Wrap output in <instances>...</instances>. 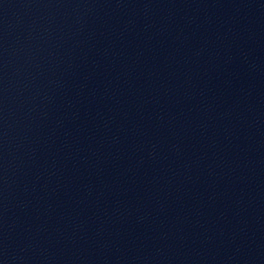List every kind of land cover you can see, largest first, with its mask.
Instances as JSON below:
<instances>
[{
  "label": "water",
  "instance_id": "1",
  "mask_svg": "<svg viewBox=\"0 0 264 264\" xmlns=\"http://www.w3.org/2000/svg\"><path fill=\"white\" fill-rule=\"evenodd\" d=\"M0 264H264V0H0Z\"/></svg>",
  "mask_w": 264,
  "mask_h": 264
}]
</instances>
